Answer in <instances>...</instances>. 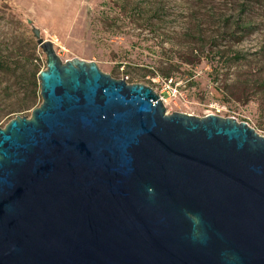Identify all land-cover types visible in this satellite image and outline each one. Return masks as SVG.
<instances>
[{
  "label": "water",
  "instance_id": "95a60500",
  "mask_svg": "<svg viewBox=\"0 0 264 264\" xmlns=\"http://www.w3.org/2000/svg\"><path fill=\"white\" fill-rule=\"evenodd\" d=\"M32 31L42 103L0 127V264H264V136Z\"/></svg>",
  "mask_w": 264,
  "mask_h": 264
},
{
  "label": "rangeland",
  "instance_id": "374dc122",
  "mask_svg": "<svg viewBox=\"0 0 264 264\" xmlns=\"http://www.w3.org/2000/svg\"><path fill=\"white\" fill-rule=\"evenodd\" d=\"M32 26L62 61L151 87L168 114L235 118L264 136V0H0V127L33 111L19 109L29 68L13 55L46 69ZM227 50L240 58L220 61Z\"/></svg>",
  "mask_w": 264,
  "mask_h": 264
},
{
  "label": "trees",
  "instance_id": "16d2710c",
  "mask_svg": "<svg viewBox=\"0 0 264 264\" xmlns=\"http://www.w3.org/2000/svg\"><path fill=\"white\" fill-rule=\"evenodd\" d=\"M241 30L246 32V33H244V35L248 34L247 33L248 32L247 28H243ZM233 37H234V35H233ZM210 53H211V50L208 51V54H210ZM217 54H218L217 55L218 57L217 56L216 57L220 61H230V60H232L233 57L235 59H239L240 58L239 57L240 55L238 53H234V55H232L229 50L220 51ZM13 55L18 60H19V58H22L21 60L23 62L27 63V68H29V71H28L29 75H28V78H27V80H28L27 82H28V84L30 86V89H28V92L25 94L24 98L22 99L23 105L19 109H20V111L32 110V109L36 108L37 103H38V101L40 99V86H39V84L37 82V78L39 79L40 70H39V68L37 66L33 65L32 56L24 58V57H21L20 55H18V53L16 51H14ZM190 56H191L190 54H187L186 59H183L184 63L192 64ZM209 57L210 56L208 55L206 58H209ZM214 57H215V55H214ZM16 59L13 58V60H16ZM15 62H17V61H15ZM2 63H3V61H2V59H0V65ZM166 77L169 78L170 75H167ZM263 84H264V82H263Z\"/></svg>",
  "mask_w": 264,
  "mask_h": 264
}]
</instances>
